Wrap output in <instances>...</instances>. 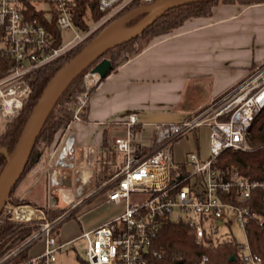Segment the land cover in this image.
<instances>
[{"label": "built area", "instance_id": "1", "mask_svg": "<svg viewBox=\"0 0 264 264\" xmlns=\"http://www.w3.org/2000/svg\"><path fill=\"white\" fill-rule=\"evenodd\" d=\"M135 1L151 0H96L103 15L80 31L74 23V0H0V52L10 62L0 76V117L10 120L18 115L30 91L29 78L33 73L67 56ZM52 25L59 35L50 32L48 27ZM63 30L71 33L65 42L61 36ZM87 91L75 96L74 118L86 104ZM263 106L264 61L256 65L248 77L197 113L180 121L154 123L147 150L137 137V114H128L123 122L125 133L111 141L113 149L124 154L125 162L102 184H110L106 202L122 203L123 210L78 235L76 239H83L85 245V264H155L154 259L160 254L151 251L150 246L165 216L184 221L197 245L204 242L206 235L213 236L218 227L229 225V212L234 214L245 236L249 219H258L263 226L264 215L223 197L233 193L243 201L254 190H259L264 200V179L249 178L236 172L226 174L212 167L213 160L224 149L246 148L247 128ZM202 126L209 129V154L201 158L196 152H190L182 161H176L174 143ZM71 144L70 139L59 155L58 165H71L65 159ZM187 179L190 182H186ZM177 183L181 184L177 186ZM172 187L175 188L172 190ZM132 192L148 193L149 196L141 202H131ZM80 204L76 200L68 211ZM19 206H28L36 214L17 219L13 211ZM5 208L14 221H39V229L3 256L0 264L39 239L44 241L43 250L29 256L26 264H50L56 260L57 250L69 243L57 239L56 227L61 216L47 219L41 208L30 204L6 202L3 211ZM238 257L242 264H264L262 257L252 250L247 236L240 244ZM194 264H208V257L203 254Z\"/></svg>", "mask_w": 264, "mask_h": 264}, {"label": "crops", "instance_id": "2", "mask_svg": "<svg viewBox=\"0 0 264 264\" xmlns=\"http://www.w3.org/2000/svg\"><path fill=\"white\" fill-rule=\"evenodd\" d=\"M263 61L264 2L247 5L218 2L212 6L209 16L187 18L172 31L152 38L102 80L95 81L87 96V119L76 117L70 121L62 133L65 137L59 140L61 147L52 161L53 169L46 167L45 162L51 160L54 149L46 160L28 172L17 189L18 195L28 197V202L38 208L42 204L54 207L50 203L52 186L61 184L63 179L68 186L71 181L72 203L79 200L82 206L91 204L86 209L84 206L76 218H69L76 223L69 221L62 225L66 221L63 219L56 230L59 241L73 243L82 231L123 210L122 203L105 200L110 184H102L109 178L97 187L93 181L98 161L106 150L113 154L110 163L115 172L124 164V154L115 151L111 141L125 133L123 122L128 114H137V137L147 150L152 140V125L163 122L151 118L168 114L178 116L176 121H180L197 113L248 77ZM103 133L107 136L104 144ZM70 139L72 144L65 159L71 165L62 167L58 165V158ZM182 140L176 141L173 148L185 143ZM185 140L194 145L201 158L206 157L198 151L199 129L185 136ZM180 149L174 158L176 161H182L184 154L191 150ZM91 184L92 190L84 195L83 189ZM97 207L103 210L90 222L81 223V215ZM71 225L77 228L67 232L66 228ZM43 248L42 239L35 241L28 246V257Z\"/></svg>", "mask_w": 264, "mask_h": 264}, {"label": "trees", "instance_id": "3", "mask_svg": "<svg viewBox=\"0 0 264 264\" xmlns=\"http://www.w3.org/2000/svg\"><path fill=\"white\" fill-rule=\"evenodd\" d=\"M218 2L247 5L264 2V0H201L179 5L165 11L137 37L108 49L101 57L106 56L111 59V71H113L122 62L127 60L129 56L146 46L155 36L172 31L174 28L181 25L187 18L209 16L211 14L212 6ZM142 3L143 2L140 1L133 2L131 5L119 12L115 17L122 15L129 9ZM102 15L103 12L98 9L96 0H74L73 17L78 30H85L92 22L98 20ZM48 28L53 35H59V31L55 26L52 25ZM92 37L71 51L67 56L39 69L30 76V91L25 97L18 115L8 120L1 130L0 147H5L7 151L12 149L33 104L39 97L47 80L66 60L75 55ZM1 38L2 31L0 30V39ZM135 42H138L139 44L137 48H134L133 44ZM118 52H125L126 55L117 61L114 57ZM9 63V59L2 52H0V76L6 72V68ZM94 63L70 82L55 103L36 137L23 171L14 186L11 188L10 197L16 184L24 176H27L28 172L39 162L42 154L45 153L47 148L54 141L55 135L58 132H63L73 119V111L65 108L62 103L63 101L71 99L74 93L81 88L85 72L89 70ZM103 78H99L98 81ZM92 89L93 87L89 89L88 94ZM86 115L87 103L84 108L77 113V116L84 120L87 119ZM106 137L105 133H103V144L107 139ZM244 139L246 144L245 149H224L213 160L212 167L221 169L226 174L236 172L249 178L264 179V106L253 117L250 126L247 128ZM112 155V152L106 150L102 158L99 159L98 168L94 174V187H97L101 184V182L116 173L115 170L112 169V164L110 163L113 158ZM4 162V156H1L0 171ZM186 182H190V179H187ZM180 184L181 183H177V186ZM175 187H172V190ZM223 199L231 200L239 205H246L251 211L264 215V200L262 199L259 190H254L251 196L243 201L239 200L233 193L230 194V196L223 197ZM10 202L14 205L30 204L28 201L23 199L19 202L16 200ZM56 206H60V204ZM41 209L44 211L48 219L55 218L64 211V208H55L54 210L47 205L42 206ZM70 216L72 217L73 215ZM38 229L39 223L37 221H14L10 218V215L8 213H4L2 209L0 212V259L9 251L17 247V245L24 242ZM245 230L252 250L262 257L264 263V226L259 224L258 219L251 218L248 220ZM150 250L156 251L160 254L158 259H154L155 264H194L203 254L208 257V264H242L238 257L240 243H238L234 237L226 236L222 238H213V236L206 235L204 237V242L201 245H197L194 242L188 225L182 220H175L169 216H165L162 219L160 229L152 241ZM27 251L28 246L18 251L14 255V263L11 264H26V260L28 258ZM14 257L7 259L5 264H9ZM16 258H18V260Z\"/></svg>", "mask_w": 264, "mask_h": 264}, {"label": "water", "instance_id": "4", "mask_svg": "<svg viewBox=\"0 0 264 264\" xmlns=\"http://www.w3.org/2000/svg\"><path fill=\"white\" fill-rule=\"evenodd\" d=\"M194 1L201 0H151L129 9L104 24L75 55L52 74L33 104L12 149L7 151L5 147H0V157L5 158L0 171V212L25 167L46 118L70 82L99 58L89 69V73L96 74L97 79L105 77L112 68L111 59L101 57L105 51L137 37L165 11ZM262 224L264 226V220Z\"/></svg>", "mask_w": 264, "mask_h": 264}, {"label": "rangeland", "instance_id": "5", "mask_svg": "<svg viewBox=\"0 0 264 264\" xmlns=\"http://www.w3.org/2000/svg\"><path fill=\"white\" fill-rule=\"evenodd\" d=\"M61 36H62V40L65 42L71 37V33L69 31H67V30H63V31H61ZM133 45H134V48H137L139 44H138V42H135ZM124 55H126L125 52H118V53H116L114 59L118 61ZM88 73H89V70H87L85 72L84 76H83V84H82L81 88L76 93H74V95H73V97L71 99L63 101V103H62V105L65 108L73 111L72 118H74V110H75V107H76V104L74 103L75 96L78 93H80L81 91H83V90H88L89 91V89L95 83V82H91L90 85L89 84L87 85L86 75ZM86 88H88V89H86ZM88 91H87V93H88ZM87 96H88V94H87ZM84 106L81 108V110L84 108ZM177 117L178 116H176V115H168V114H166V115L158 116L156 118H151L150 120H152V121H163V122H175L178 119ZM7 121H8V119L0 117V132L3 129V127L5 126V124L7 123ZM62 133L64 134V132H58L55 135L54 141L47 148L45 153L42 154V157H41V159L39 160L38 163H42V160H44V159L46 160L48 158V156L50 155L49 153L54 149L55 152L54 151L52 152L53 154L51 155V160H48L47 162H45L46 167H50V168L53 167L52 166V164H53L52 161L56 157V155H58V151H59V149L61 147V144H59V140H62V138L65 137V136H63ZM182 139H183L182 142H185V143H183L182 145H175L174 148H173V156H174L175 159L180 153L179 152L181 150L180 148H184V150L191 149V150H188L189 151L188 153L197 151L195 149L194 145L192 147L191 144L187 143V141L185 140V137H183ZM208 143H209V129L206 126H202V127L199 128V149H198V151L199 152H203L204 154H206V156L209 154ZM185 152H187V151H185ZM188 153H186L184 155H187ZM63 175H65L64 172H63ZM25 177L26 176H24L16 184V186H15V188H14L12 194H11V197L9 195V199L7 201L8 203L13 204L10 201L16 200V201L19 202V201H22V199L25 200V201H28V197H22L21 198L20 195H18V193H17V189H18L20 183L23 181V179H25ZM61 182H62L61 184H59V183L54 184V186H52V187H54V188L55 187H59V188L58 189H52L51 193H50V197L53 196L55 198V200H56L55 206L51 207V208L54 209V210H55V208H64V211L62 213H60V215H58V216H62V217L57 222V227H56L57 230H59V227L61 226V224L65 225L69 221H74L75 222L74 219H69L71 217L70 215H73L71 218H76L77 214L83 211L82 208H84V206H86L85 207V209H86V208H89L90 205H91L89 203L84 204L83 206H82V204H80V206H82L81 208H79L80 206H78L75 209H73L71 211H68L70 209V207H71L72 202H73V200H72V189H71V186L68 187L66 185L64 179ZM92 188H93L92 184L89 185V186H86L83 189L84 190L83 194L84 195L87 194L88 192H90V190H92ZM148 196H149L148 193L132 192L130 194L129 200L131 202H141V201L145 200ZM30 198L34 199V197H32V196H29V199ZM58 204H60V206H56ZM42 205L46 206L44 204H42ZM32 206H34V205H32ZM19 207L14 208L13 216L15 218H17V216H15L16 214L14 215V213L20 214L24 210L29 212L30 216H34L36 214V212L34 210H32L31 208H29L28 206H19ZM5 209L6 210H4L3 212L10 214L7 211L8 208H5ZM19 209H20V212H19ZM102 210H103V207H97L96 209L92 210L91 212H88V213H86L84 215H81V218H80L81 223L82 222L85 223V222H88V221L90 222L92 220V218H95ZM30 216H28V217H30ZM45 217L48 219V217L46 215H45ZM63 219L66 220V221H64V222H62L60 224V222ZM67 219H69V220H67ZM228 219L230 221L229 225H223V226L218 227V231L212 234L213 238H215V237L222 238V237H226V236H232V237H234L236 239V241L238 243H240V244L244 243L245 240H246L245 232H244L243 228L236 221L235 216H234V214L232 212H229ZM37 222H39V221H37ZM75 228H77L75 225H71V226L67 227L66 230H67V232H72ZM19 245H17V247ZM11 257H14V255L7 257L5 259V261L3 262V264H5L7 259H10ZM14 259H15V257L13 258V260L11 262H9V264L14 263L13 262ZM16 259L18 260V258H16ZM50 264H85V245H84L83 239H81V238L76 239L73 243L67 244V245L63 246L61 249L57 250V252H56V260L51 262Z\"/></svg>", "mask_w": 264, "mask_h": 264}, {"label": "bare ground", "instance_id": "6", "mask_svg": "<svg viewBox=\"0 0 264 264\" xmlns=\"http://www.w3.org/2000/svg\"><path fill=\"white\" fill-rule=\"evenodd\" d=\"M95 79H97V75L96 74H92V73H88L86 75V82L87 84L90 85L91 82H93ZM71 186V181H69V185L68 187ZM54 189H58V188H54ZM50 203L51 205L55 206L56 200L53 196L50 197ZM20 208V207H19ZM20 212V209H19ZM16 214V215H15ZM15 216H17V218L19 219H24L27 218L29 216V212H27L26 210H24L23 212H21L20 214L14 213Z\"/></svg>", "mask_w": 264, "mask_h": 264}]
</instances>
